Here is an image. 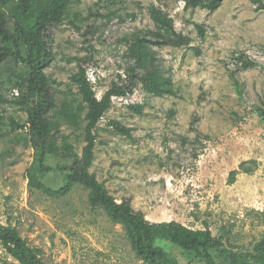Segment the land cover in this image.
Segmentation results:
<instances>
[{"label": "rangeland", "instance_id": "1", "mask_svg": "<svg viewBox=\"0 0 264 264\" xmlns=\"http://www.w3.org/2000/svg\"><path fill=\"white\" fill-rule=\"evenodd\" d=\"M99 1L72 0L70 20L52 30L55 59L46 73L58 82L59 104L77 93L76 87L69 92L77 63L67 59L87 53V74L102 98L126 68L124 38L155 28L148 13L152 4L162 7L193 44L156 49L164 72L173 78L176 96L156 97L139 86L128 97L113 98L97 129L90 171L119 203L130 199L150 222L209 228L228 248L252 249L264 236V10L249 0H225L215 12L186 9L183 0H103L97 5ZM91 9L98 30L87 44L86 29L80 32L73 22L88 24ZM196 25L204 27V38ZM241 53L259 66L238 68ZM234 71L241 90L231 79ZM5 78L0 74V94L11 100L13 91L3 83ZM134 104L143 105L144 113L131 110ZM0 113L8 125L10 117L25 119L24 113L2 102ZM111 121L131 129L132 138L117 133ZM62 129L81 153V132L66 124ZM251 160L257 162L255 172L241 173L230 184V173ZM34 163L26 133L2 128L0 226L16 227L29 245L42 251L46 264H143L123 227L102 209H92L83 187L60 198L31 187L27 170ZM48 163L54 167L64 162L51 158ZM42 182L58 189L66 177L53 171ZM158 244L180 264L188 263L174 245L164 240ZM0 264H19L1 244Z\"/></svg>", "mask_w": 264, "mask_h": 264}, {"label": "trees", "instance_id": "2", "mask_svg": "<svg viewBox=\"0 0 264 264\" xmlns=\"http://www.w3.org/2000/svg\"><path fill=\"white\" fill-rule=\"evenodd\" d=\"M183 1L186 9L215 12L225 0ZM249 1L258 10H264V0ZM71 4L72 0H0V74L6 76L3 83L9 91L19 93L11 100L0 94V102L25 114L23 121L10 117L8 125L0 113V132L2 128H10L14 132L26 133L27 144L35 152V163L27 170L30 186L58 198L69 195L76 186L83 187L88 191L89 206L102 209L113 223L123 227L131 249L143 264H180L176 255L158 244L159 240L181 250L187 264H264V236L253 244L252 249L236 250L228 248L224 238L214 236L209 228L193 229L176 221L150 222L143 212L133 208L130 199L119 203L90 171L95 159L97 129L112 108L113 98L128 97L139 86L156 97L176 96L173 78L164 72L156 49L166 46L191 48L193 39L178 32L174 19L162 7L152 4L148 13L155 28L138 30L124 38L127 44L126 68L102 98L97 97L88 77L87 65L91 55L87 53L83 57L67 59L69 63H77V71L71 75L69 84V92L72 94V87H76L77 93L59 104L55 87L58 82L51 79L46 70L55 59L52 30L70 20ZM109 14L115 15L114 12ZM95 17L91 9L86 19L88 24L80 26L73 22L80 32L86 29L87 44V38L98 30L94 25ZM196 29L204 38V27L196 25ZM193 50L201 54L199 49ZM237 61L242 70L259 66L243 53L239 54ZM231 79L241 90L237 72L231 73ZM130 109L138 114L144 113L143 105H130ZM63 124L81 132L85 142L81 153L63 131ZM110 126L117 133L132 138L131 129L119 121H111ZM51 158L64 163L53 167L48 163ZM256 164L254 160L242 162L230 173L229 183L234 184L241 173L253 174L256 169L253 165ZM58 170L66 177L63 186L53 189L42 182L48 173ZM0 244L19 264H46L41 257L42 251L29 245L12 225L0 226Z\"/></svg>", "mask_w": 264, "mask_h": 264}, {"label": "built area", "instance_id": "3", "mask_svg": "<svg viewBox=\"0 0 264 264\" xmlns=\"http://www.w3.org/2000/svg\"><path fill=\"white\" fill-rule=\"evenodd\" d=\"M12 95H13L14 97H17V96L19 95V93H18V91L14 90L13 93H12Z\"/></svg>", "mask_w": 264, "mask_h": 264}]
</instances>
